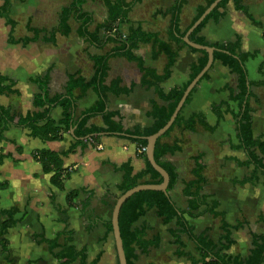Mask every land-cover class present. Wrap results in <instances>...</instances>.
Listing matches in <instances>:
<instances>
[{"label": "crops", "instance_id": "0c3cea01", "mask_svg": "<svg viewBox=\"0 0 264 264\" xmlns=\"http://www.w3.org/2000/svg\"><path fill=\"white\" fill-rule=\"evenodd\" d=\"M7 18L0 14V76L4 91L0 93V105L9 107L14 113L28 115L39 110L33 106V98L40 90L35 83L38 77L46 76L47 92L50 96L64 94L68 76L80 75L89 79L94 72L91 56L102 55L111 45L98 49L77 32L79 24L70 20L67 36L55 35L53 43L44 40L58 25L60 11L72 0H9ZM132 1V0H128ZM177 0H139L127 14V23L120 24L122 32L132 26L143 31L157 33L162 41L176 46L169 40L170 10ZM205 0H186L179 15V28L184 30L194 15L195 8ZM105 0H84L82 10L92 17L93 30L107 18ZM247 14L236 8L229 0L224 15L209 20L199 35L209 44L237 43L243 53H254V58L246 63L249 81L263 80L258 72L264 73V0H241ZM3 0H0V7ZM260 23L254 25L250 20ZM8 19L13 24L8 22ZM34 31H38L37 34ZM188 47V46H187ZM145 68L163 71L166 57L161 54L152 58L150 44H141L135 50ZM199 53L181 48L171 68L170 76L159 86L166 93L174 86H182L189 80L191 66L198 61ZM142 73L134 61L123 57L109 59L106 82L118 79L125 93L109 94L107 108L116 113L115 121L124 130L148 128L153 119L150 112L153 103H165L155 94L154 88L141 83ZM237 77L220 62L214 61L207 78L201 79L189 100L180 110L183 119L202 114L204 124L196 123L192 130L174 126L161 138V144L177 146L178 149L164 156L178 175L177 183L170 191V197L178 208H185L186 197L182 194L184 182L193 178L196 160L202 165L205 185L202 193L209 202L215 203V213L202 211L190 219L195 234H203L212 241L222 234V224L229 225L233 245L227 250L231 256L246 257L251 248V235L264 234V184L259 178L253 183H243L253 167L237 162L246 159L237 145L236 121L233 116L238 111L236 101L229 99L226 87L234 89ZM254 99L250 100L251 132L255 139L264 141V85L250 87ZM75 117L91 107L97 95L88 89L82 97L79 90L73 92ZM187 99V98H186ZM186 101V100H185ZM227 102L229 108L220 111L219 116L212 105ZM61 109L55 107L51 120L58 122ZM101 118H91L90 124L100 125ZM52 152L61 155L62 167L68 174L62 188L52 181L53 171H44L33 153ZM67 155L62 156V153ZM129 163L134 173L145 169V161L138 154L134 143L127 137L103 135L99 142L75 144L68 133L54 140L43 141L29 136L26 128L7 125L0 132V210L15 209L14 222L3 236L5 249L0 247V264H61L54 256L60 251L63 238L55 245L58 234L69 231L71 244L76 250H85L87 261L98 258L97 264H118L114 241L107 233L105 222L108 205H113V197L121 192L123 180L121 167ZM72 193L69 202L68 194ZM153 215L158 225L149 222ZM147 224V238L158 237V246L151 247L147 254H139L135 264H190L187 256H178V249L197 255L195 245L186 234H180L181 248L174 243L169 229L173 223L162 224L155 210H149L137 223ZM2 238H0L1 240ZM70 264H79L78 258ZM261 264H264V260Z\"/></svg>", "mask_w": 264, "mask_h": 264}, {"label": "trees", "instance_id": "16d2710c", "mask_svg": "<svg viewBox=\"0 0 264 264\" xmlns=\"http://www.w3.org/2000/svg\"><path fill=\"white\" fill-rule=\"evenodd\" d=\"M84 0H72L71 3L63 7L60 11L58 25L47 34L44 40L53 43L56 34L67 36L70 33V20H74L79 24L77 32L80 36L98 49H103L107 45L111 48L102 55L91 56L90 59L94 65V72L89 79H85L80 75L74 74L68 76L66 92L50 96L47 92L46 76L38 77L35 83L40 92L33 98V106L38 109L28 115H20L14 113L9 107L0 105V132L7 125H14L26 128L29 131V136L39 138L43 141L54 140L60 137L61 134L68 133L73 129L75 144L90 143L94 144L100 141L101 134L109 135L124 133L127 135V140L134 143L138 149V154L145 161V169L134 173L129 163L124 164L121 169L123 171V180L119 186V191L124 192L134 186L140 184H159L162 181L161 176L152 169L145 157L146 142L144 137L151 135L162 127L169 119L173 112L182 92L189 81L201 70L206 63V52L203 50H195L187 47L182 41L187 29L199 17L204 9L214 0H205L204 4L198 5L195 8L194 15L189 25L184 29L179 28V15L182 6L186 0H177L172 8L167 12L171 15V23L169 28V40L176 48H172L169 43L162 41L157 33H149L143 31L139 26H130L126 32H122L119 25L127 23V14L131 7L139 0H105V8L107 11L106 20L97 25L93 30L89 29L92 24V17L89 13L82 10ZM229 0H222L193 30L189 39L199 45L210 46L215 50L213 52V60L220 62L229 71L236 75L237 84L234 89L226 87L229 92V99L236 101L238 111L233 114L236 121V138L237 145H232L233 149H242L246 159L243 162H237L242 166H252L251 174L243 179V183H253L259 178L264 184V141L255 139L251 132V113L253 108L250 105V100L254 99L250 87H258L264 85V79L258 81H249L245 63L254 58V53H243L238 50L237 43H214L209 44L199 35L202 28L209 20L216 21L220 19L225 12L226 4ZM237 9L247 14L246 8L241 0H232ZM10 6L9 0H3V5L0 7V14L7 18L8 9ZM254 25H260L259 22L249 17ZM11 24L12 21L8 19ZM36 34L38 31H34ZM141 44H150L152 47V58L157 59L161 54L166 57V63L163 71L157 73L154 69L145 68L140 59L135 56V50ZM181 48H188L199 53L198 61L191 66V74L186 84L182 86H174L168 92H164L159 84L170 76L171 68L176 60L178 52ZM114 57H123L128 61L137 63L142 76L141 83L154 88L157 97L165 104L158 106L153 103L150 112V117L153 119L152 126L148 128H134L132 130H124L121 123L115 121L116 113L111 112L107 108L108 95L125 93L127 90L122 89L118 79L106 82L108 61ZM262 67L258 68V72L263 76ZM207 78V73L202 79ZM5 78L0 76V93L4 91L2 83ZM79 90V97L91 89L97 95L96 102L83 111L78 117H75V100L74 90ZM196 88L193 89V91ZM187 97L185 104L189 100ZM55 107L61 109V118L58 122L51 120V113ZM224 108L228 111L227 102L212 105L211 109L218 116ZM100 117L101 124H90L93 117ZM196 123L202 124L208 130L211 128L204 124L202 114H195L188 119H183L179 114L175 118L172 126L163 136H165L172 127L181 126L185 130H192ZM162 136V137H163ZM161 137V138H162ZM159 138L154 147V160L162 167L169 176V182L165 192L155 190L139 191L131 195L121 206L118 215V225L122 246L126 259V264H135L139 254H147L151 247H157L159 238H147V224L137 225L139 220L149 211L154 209L156 216L160 218L162 224H174V228L169 229L175 244L181 248L180 234H186L191 242L195 245L197 255L186 253L180 249L176 252L178 256H187L190 264H261L264 260V234L251 235V248L246 257L231 256L227 254V250L233 245V240L230 238L229 225L222 224V234L217 241H212L203 234H195L192 226L189 223L190 219L196 218L202 213L200 210L204 207V211L215 213V203L209 202L207 197L202 193L205 185V178L202 175L203 167L196 160L195 167L192 171L193 178L184 182L182 194L187 199L185 208H178L170 197V191L174 188L178 180V175L174 168L163 160L164 156L177 150V146H168L161 144ZM68 152L62 153V156ZM34 159L39 162L44 171H53L52 181L57 186L62 188V182L67 176L68 168L62 167L60 154L52 152L36 151L33 153ZM72 193L68 194L66 201L69 202ZM117 197H113L115 200ZM113 205H108V218L111 216ZM15 209L9 211L0 210V247L5 249L3 236L7 233L8 228L13 224V216ZM264 222V218L261 219ZM107 233H111V223L108 219L105 222ZM62 237L63 243L60 246V251L54 254L55 258L61 264H70L78 258L79 264H97L98 258L87 261L85 250H76L71 244L72 235L69 231H64L56 236L53 244Z\"/></svg>", "mask_w": 264, "mask_h": 264}, {"label": "water", "instance_id": "95a60500", "mask_svg": "<svg viewBox=\"0 0 264 264\" xmlns=\"http://www.w3.org/2000/svg\"><path fill=\"white\" fill-rule=\"evenodd\" d=\"M222 0H214L212 1L205 9L204 11L199 15V17L191 24V26L187 29L184 36L182 37V41L185 43L186 46L195 49V50H203L206 52V63L201 68V70L189 81V83L184 88L182 95L180 99L178 100L173 112L171 113L169 119L165 122V124L160 127L156 132L152 133L151 135H148L144 137V140L146 142L145 146V157L149 165L152 167L154 171H156L162 178L161 183L159 184H140L137 186H134L124 192H121L117 198L115 199L111 211L110 216V223H111V229H112V237L114 241V248L116 252L117 262L118 264H126V259L124 255V250L122 246V240L120 236V230L118 225V215L121 206L123 203L134 193L144 190H155V191H162L165 192L168 182H169V176L167 172L160 167L154 160V147L159 138H161L165 132L168 131V129L172 126L175 118L179 114L181 108L183 107L186 98L189 96V94L192 92V90L195 88V86L199 83V81L202 79L203 75L206 74L211 66L213 65V52L214 48L210 46H203L196 44L192 42L189 39L190 34L193 32V30L205 19V17L221 2ZM69 134L74 138L73 129H70ZM107 135V133H102L101 136ZM115 136H123L127 137L124 133L114 134Z\"/></svg>", "mask_w": 264, "mask_h": 264}, {"label": "rangeland", "instance_id": "374dc122", "mask_svg": "<svg viewBox=\"0 0 264 264\" xmlns=\"http://www.w3.org/2000/svg\"><path fill=\"white\" fill-rule=\"evenodd\" d=\"M148 220L150 223H152L153 225H158V220L155 219V217H153V215H149L148 216Z\"/></svg>", "mask_w": 264, "mask_h": 264}, {"label": "built area", "instance_id": "2783aa9c", "mask_svg": "<svg viewBox=\"0 0 264 264\" xmlns=\"http://www.w3.org/2000/svg\"><path fill=\"white\" fill-rule=\"evenodd\" d=\"M141 150H145V149L143 148V149H141Z\"/></svg>", "mask_w": 264, "mask_h": 264}]
</instances>
